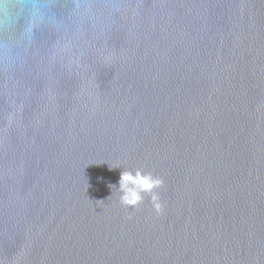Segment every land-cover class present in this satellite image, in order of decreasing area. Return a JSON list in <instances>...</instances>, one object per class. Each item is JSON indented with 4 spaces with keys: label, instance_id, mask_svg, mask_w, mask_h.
Masks as SVG:
<instances>
[{
    "label": "water",
    "instance_id": "95a60500",
    "mask_svg": "<svg viewBox=\"0 0 264 264\" xmlns=\"http://www.w3.org/2000/svg\"><path fill=\"white\" fill-rule=\"evenodd\" d=\"M0 264H264V0H0Z\"/></svg>",
    "mask_w": 264,
    "mask_h": 264
},
{
    "label": "clouds",
    "instance_id": "9594fccd",
    "mask_svg": "<svg viewBox=\"0 0 264 264\" xmlns=\"http://www.w3.org/2000/svg\"><path fill=\"white\" fill-rule=\"evenodd\" d=\"M162 184V178L152 172L140 168L123 170L118 181L119 187L116 188L119 202L125 207H135L148 197L157 211H160L158 189Z\"/></svg>",
    "mask_w": 264,
    "mask_h": 264
}]
</instances>
